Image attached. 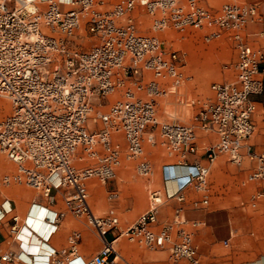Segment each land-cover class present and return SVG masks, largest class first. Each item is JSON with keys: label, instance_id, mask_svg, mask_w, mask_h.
<instances>
[{"label": "built area", "instance_id": "built-area-1", "mask_svg": "<svg viewBox=\"0 0 264 264\" xmlns=\"http://www.w3.org/2000/svg\"><path fill=\"white\" fill-rule=\"evenodd\" d=\"M138 9L151 17L155 31L195 27L207 42L229 37L239 54L235 78L213 83V98L183 92L193 79L185 69L187 51L170 49L158 35L140 33L134 14ZM260 18V5L248 2H226L214 9L201 0H0V111L7 109L2 98L10 107L0 115V150L16 164L6 182L29 185L51 203L56 202L53 190H66L71 212L86 217L106 239L92 264H129L118 259L114 246L121 235L151 249L169 245L174 261L202 264L191 231L181 229L174 240L173 224L156 229L159 191L151 193L152 207L124 226L113 206L103 215L94 213L88 182L116 177L123 154L113 133L124 134L125 156L137 160L141 175L152 172L145 141L160 143L186 160L198 150V129L217 136L205 149L210 163L220 155L241 163L255 131V97L264 90V50L247 42L245 28ZM83 29L97 37L87 49L74 39ZM117 91L122 98L102 111L100 106ZM169 93L191 106V121L160 119V98ZM259 158L263 163L264 152ZM194 167L187 182L208 203L210 166ZM258 178H264V164L249 175ZM118 197V191L109 192L110 200ZM55 217L56 224L60 215ZM56 230L57 224L51 234ZM80 239V231H73L69 248L44 253L38 264H71Z\"/></svg>", "mask_w": 264, "mask_h": 264}, {"label": "crops", "instance_id": "crops-1", "mask_svg": "<svg viewBox=\"0 0 264 264\" xmlns=\"http://www.w3.org/2000/svg\"><path fill=\"white\" fill-rule=\"evenodd\" d=\"M204 1L218 6L226 2L259 4L261 18L247 24L245 37L251 46L264 50V0ZM235 49L233 64L239 55ZM187 64L189 71H186L193 75L187 90L195 97L213 98L215 91L207 83L208 72L201 59L187 51ZM225 68L228 70L223 71L224 82L233 80V65ZM260 76L264 82V71ZM255 99L258 107L253 115L255 131L249 138V148L243 149L241 163L231 162L225 155L210 163L205 149L216 142L217 136L198 129V150L189 153L186 160L169 154L158 143L149 146L145 155L152 165L149 175H141L133 167L119 168L111 185L119 192V201L113 207L121 221L128 222V216L137 219L148 211L152 207L151 193L157 190L162 202L158 205L156 229L173 224L174 240L179 239L181 229L191 231L202 264H264V178L249 179L264 164L259 158L264 152V90ZM196 163L210 166L208 203H203V193L187 182ZM13 173L11 161L0 154V264H38L44 260L41 254L48 248H69V236L75 230L80 231L81 239L78 255L71 264H92V258L106 243L99 230L86 217L68 210L62 190L52 191L56 202L51 203L29 185L6 182L5 176ZM180 195L184 198L180 199ZM110 207L111 202L106 201L104 208ZM56 213L60 215L57 230L51 234L56 227ZM114 246L118 259L129 264H191L187 259L174 261L169 245L145 249L121 235L114 239Z\"/></svg>", "mask_w": 264, "mask_h": 264}, {"label": "rangeland", "instance_id": "rangeland-1", "mask_svg": "<svg viewBox=\"0 0 264 264\" xmlns=\"http://www.w3.org/2000/svg\"><path fill=\"white\" fill-rule=\"evenodd\" d=\"M201 1L206 6L214 9L221 7L218 5H214L212 1L209 4L206 3L204 0ZM134 14L138 26V31L140 33L158 35L160 38L165 40L166 45L170 49H184L187 50L190 54H194L197 59L200 58L203 62L202 65L204 66L205 71L208 72L207 83L209 86H211V84L213 83L224 82L223 71H225V69L228 70L227 68H225L226 66L233 65V63H231V60L232 57H234V54L236 53V49L233 45L234 43L229 37L223 35L218 39L212 40L211 42H207L204 40L203 30L195 27H189L185 32L178 31L171 27L162 31H155L152 28V19L149 15H147L140 9L136 10ZM74 39L80 45V47L85 49L90 48L97 41V37L89 34L84 29L82 31H79L78 34L74 37ZM185 69H189L188 64ZM187 87L183 89V92L187 93L190 96L192 94L189 92V90H187ZM120 98H122L121 91L111 93L108 99L106 100V104L104 106H100V109L102 111H107L110 104ZM1 100L6 104L7 109H5L4 111H0V115L5 116L10 112L9 101L3 98ZM173 101L174 104H172ZM193 113L194 111L191 106H187L184 103H181L178 100V96L176 94L169 93L167 96H162L160 98L159 117L163 121L189 122L192 119ZM91 126L92 128L96 127V125L93 124V121L91 122ZM113 139L115 141L120 142L122 147V164L119 168L133 167L134 169H136L137 160L128 159L125 156L127 141L124 137V134L113 133ZM151 145L152 144L147 141L144 142L145 155L148 154L149 146ZM0 154L3 157L9 159L6 154L1 150ZM11 163L13 164V170L15 171L16 164L13 161H11ZM115 179L116 177L108 182H103L98 177H92L89 179L88 184L90 190V203L96 215H103L107 211L108 208H104V206L106 205V201L111 202L112 206L114 205V203L119 201L120 197L113 200H110L108 198L109 192L112 190H116L113 188V184L111 185V183H113ZM109 185L111 186L110 188ZM106 186L107 189L106 191H104V187ZM62 191L63 200L65 201L66 190L63 189ZM68 210H70L69 207ZM128 220V222L121 221V224L124 226L130 225L134 223V221H136L137 219L136 217L129 218L128 216ZM108 236H111V234L109 233ZM144 248L146 249L145 246Z\"/></svg>", "mask_w": 264, "mask_h": 264}, {"label": "bare ground", "instance_id": "bare-ground-1", "mask_svg": "<svg viewBox=\"0 0 264 264\" xmlns=\"http://www.w3.org/2000/svg\"><path fill=\"white\" fill-rule=\"evenodd\" d=\"M37 241H38V244H40V245L42 244V243H41L42 241H40V240H37ZM51 250H52V248H48V249L45 251V253H47V252H49V251H51ZM41 255L44 256V254H41Z\"/></svg>", "mask_w": 264, "mask_h": 264}]
</instances>
